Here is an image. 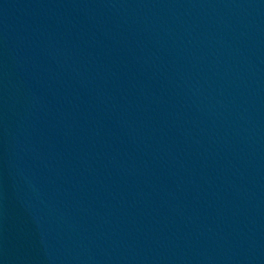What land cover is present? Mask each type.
<instances>
[{
	"label": "water",
	"instance_id": "1",
	"mask_svg": "<svg viewBox=\"0 0 264 264\" xmlns=\"http://www.w3.org/2000/svg\"><path fill=\"white\" fill-rule=\"evenodd\" d=\"M0 264H264V0H0Z\"/></svg>",
	"mask_w": 264,
	"mask_h": 264
}]
</instances>
